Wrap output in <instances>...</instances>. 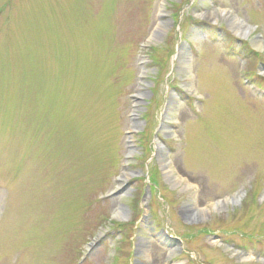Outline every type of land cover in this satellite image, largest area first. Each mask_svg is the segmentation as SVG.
Masks as SVG:
<instances>
[{
  "label": "rangeland",
  "instance_id": "1",
  "mask_svg": "<svg viewBox=\"0 0 264 264\" xmlns=\"http://www.w3.org/2000/svg\"><path fill=\"white\" fill-rule=\"evenodd\" d=\"M235 19L264 45V0H0V264H264V48Z\"/></svg>",
  "mask_w": 264,
  "mask_h": 264
},
{
  "label": "bare ground",
  "instance_id": "2",
  "mask_svg": "<svg viewBox=\"0 0 264 264\" xmlns=\"http://www.w3.org/2000/svg\"><path fill=\"white\" fill-rule=\"evenodd\" d=\"M225 14H226L225 11L220 12V15H225ZM218 15L219 14L214 10L206 12V18L209 20H212V21H217ZM160 22H161V24L155 27L156 28L155 32L160 31L161 30L160 28L163 27L162 25L164 24V20L161 19ZM231 28H232V31L234 32L235 35H238V36L242 37L243 39H248L251 42V45L255 50L261 51L264 48V45L262 44V41L260 39H257L256 37H253V38L251 37L253 28H251L250 26L243 23V21H238L235 19L234 21H232ZM177 58L179 59V61L181 63H183V64L186 63V55H183L182 58H179V57H177ZM161 165H162L163 173L165 174V176H167L169 178L172 177V180H173L174 179L173 175L171 173V170L169 169V162L165 159L162 161ZM127 178H128V173H125L121 177L120 184L122 185L123 182H125L127 180ZM229 200L230 199L227 198L225 200H222L221 203H226ZM233 200H236L235 197H233ZM217 203L219 204L220 201H218ZM197 213L198 214L206 213V210L205 209H198ZM121 214H122V212L118 211V210H116L114 212L115 217H120Z\"/></svg>",
  "mask_w": 264,
  "mask_h": 264
},
{
  "label": "water",
  "instance_id": "3",
  "mask_svg": "<svg viewBox=\"0 0 264 264\" xmlns=\"http://www.w3.org/2000/svg\"><path fill=\"white\" fill-rule=\"evenodd\" d=\"M264 67V65H263ZM167 237L173 242V243H176V244H179L180 245V239H178L177 237H172L170 235L167 234Z\"/></svg>",
  "mask_w": 264,
  "mask_h": 264
}]
</instances>
